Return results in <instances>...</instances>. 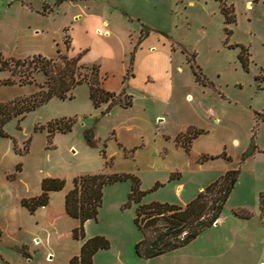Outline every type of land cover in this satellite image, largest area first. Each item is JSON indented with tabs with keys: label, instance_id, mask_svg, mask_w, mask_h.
<instances>
[{
	"label": "rangeland",
	"instance_id": "374dc122",
	"mask_svg": "<svg viewBox=\"0 0 264 264\" xmlns=\"http://www.w3.org/2000/svg\"><path fill=\"white\" fill-rule=\"evenodd\" d=\"M220 1L233 23L226 22ZM220 1L0 0L4 60L74 57L78 65L98 66L101 88L123 93L110 107H94L81 84L66 99L53 97L4 125L0 264H67L77 255L70 256L80 245L71 237L78 221L63 205L78 176L131 175L143 191L159 183L141 203L184 207L230 170L238 171L237 181L219 219L186 246L151 259L135 254L141 239L133 223L136 206L123 208L129 180L103 188L84 238L110 242L98 264H264L258 211L264 193V0ZM107 8L115 13L109 17L114 30L132 42L130 51L126 43H101L78 29L82 17ZM119 10L127 14L122 28L115 23ZM141 31L158 40L151 56L141 51L144 40L137 45ZM239 56L247 59L246 69ZM32 78L20 84L11 70L0 69V103L37 93L44 76ZM60 119L74 120L71 130L48 138L47 124ZM188 129L201 133L185 149ZM43 178L61 179L64 186L30 214L20 201L39 195ZM244 211L251 216L240 217Z\"/></svg>",
	"mask_w": 264,
	"mask_h": 264
},
{
	"label": "trees",
	"instance_id": "16d2710c",
	"mask_svg": "<svg viewBox=\"0 0 264 264\" xmlns=\"http://www.w3.org/2000/svg\"><path fill=\"white\" fill-rule=\"evenodd\" d=\"M220 1V0H219ZM220 9L227 23L235 21L233 14L226 12L225 5L220 1ZM120 14L127 18L123 10ZM129 19V18H128ZM130 20V19H129ZM67 30V29H66ZM230 33V30L227 31ZM149 35L148 31H141L137 40L140 44ZM64 42L69 45L70 37L65 36ZM242 66L246 69L247 59L239 56ZM133 57L131 58V62ZM9 69L20 84L32 83V74L41 73L44 81L39 85V91L29 97L17 98L0 103V137H4L3 127L12 118L22 119L26 113L55 97L66 99L70 91L78 85L86 84L89 89V99L94 107L120 101L122 92H110L101 88L99 68L77 64V58L59 57L57 60H45L41 57L32 59H8L0 56V69ZM11 83V81H7ZM129 96H125V105H129ZM74 124L72 119H60L49 122L46 126L48 138L55 132L67 133ZM201 131L187 130L182 136L185 149ZM237 170L225 172L220 178L200 190L196 196L184 207L173 204L153 202L141 203L142 198L149 192L156 190L161 184L156 183L151 189H139V180L131 175L117 174H85L73 179L72 188L64 198V212L67 216L78 221V226L71 232V237L81 242L77 255L71 257L67 264H94L93 256L99 250H108L110 242L104 236L84 238V223L96 220L102 205L103 188L107 185L129 180L130 189L123 208L135 204L133 223L141 234V239L134 246L135 254L143 259H151L171 252L193 241L204 229L212 226L220 217L223 207L237 181ZM171 176L170 179H172ZM64 181L58 178H43L40 183L39 195L22 199L20 204L33 214L38 208L46 206L51 192L60 191ZM259 217L264 225V193L259 194ZM251 214L244 211L240 217L248 218Z\"/></svg>",
	"mask_w": 264,
	"mask_h": 264
},
{
	"label": "crops",
	"instance_id": "0c3cea01",
	"mask_svg": "<svg viewBox=\"0 0 264 264\" xmlns=\"http://www.w3.org/2000/svg\"><path fill=\"white\" fill-rule=\"evenodd\" d=\"M109 9L110 8H107L108 12L98 14L95 17H91V15H88V16L85 15L84 17L81 18V21L84 19V22H82L83 24H78L79 25L78 29H85L86 28L87 31L84 32L82 30V32L85 34H88V32H89V35H91L95 40H97L98 42H101V43L106 42L109 39H111L113 42H116V44L126 43L127 45H129L127 51H130L132 49V42L128 43L127 37L124 36V34L122 35L120 33H117L116 30H114V28H113V25H115L113 23L114 21L111 22V20H109V17L112 15L113 12L109 11ZM113 14L115 15V13H113ZM90 18L93 20L90 21ZM117 19H119V21H116L115 23H117L116 25L119 28H122L124 25H126V24H121V22L125 21V18L122 15L120 17L117 16ZM89 22H91V23H89ZM150 39L151 38L149 36L146 39H144L145 43H141L142 44L141 51H146L147 53H145V54L151 56V55H153V53H150V52H154V50H155L154 47L158 44L157 43L158 40L157 41H150ZM136 40H137V38H136ZM54 193L55 192L50 193L49 201H48V204L46 206H48L51 203V201L53 200V194ZM63 210H64V205H63ZM80 245H81V242H80ZM80 245H79V247H80ZM101 251H106V250H99L93 256V263L94 264H98L97 263V257ZM78 252H79V249H76L75 251H73V253L70 254V256H72V254H74V253L78 254ZM70 256H68L67 259L70 258Z\"/></svg>",
	"mask_w": 264,
	"mask_h": 264
}]
</instances>
